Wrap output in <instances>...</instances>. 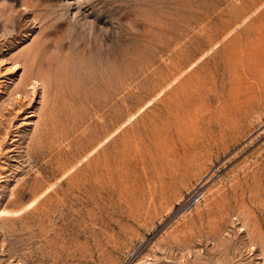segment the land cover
<instances>
[{
    "label": "rangeland",
    "instance_id": "374dc122",
    "mask_svg": "<svg viewBox=\"0 0 264 264\" xmlns=\"http://www.w3.org/2000/svg\"><path fill=\"white\" fill-rule=\"evenodd\" d=\"M263 77L264 0H0V264H264Z\"/></svg>",
    "mask_w": 264,
    "mask_h": 264
},
{
    "label": "bare ground",
    "instance_id": "6f19581e",
    "mask_svg": "<svg viewBox=\"0 0 264 264\" xmlns=\"http://www.w3.org/2000/svg\"><path fill=\"white\" fill-rule=\"evenodd\" d=\"M76 64H77V63H76ZM262 72H263V71H262ZM259 73L261 74V72H259ZM260 74H259V75H260ZM252 75H253V72H252ZM256 75H257V77H258V73H257ZM254 76H255V75H254ZM261 76H262V75H261ZM261 76H259L258 78H257V77H254V78H255V79H256V78L259 79V78H261ZM263 78H264V77H263ZM34 79H35V78H34ZM261 79H262V78H261ZM261 79H260V81H261ZM262 83L264 84V81H262ZM36 84H37V83H36ZM254 84H255V83H254ZM255 85H256V84H255ZM257 86H258V83H257ZM245 88H246V87H245ZM260 88H261V87H260ZM251 89H252V90L254 89V91H255L254 94H255V96H256V89H258V88H257V87H253V88H250V90H251ZM250 90H249V91H250ZM258 90H259V89H258ZM261 90H262V88H261ZM261 90H260L259 92H261ZM263 90H264V89H263ZM244 91L247 92L246 90H244ZM240 92H241V91H239V94H240ZM242 92H243V90H242ZM251 92H253V91H251ZM262 93H263V92H262ZM236 94H237V93H236ZM236 94H235V97L238 98L239 95L237 96ZM245 94H246V93H245ZM245 94H243V95L246 96ZM251 94H252V93H251ZM254 94H253V95H254ZM247 95H250L249 92H248ZM257 95H258V94H257ZM241 96H242V95H241ZM241 96H240V97H241ZM248 97H249V96H248ZM250 97H251V96H250ZM242 98H244V97H242ZM251 98H252V97H251ZM263 98H264V97H263ZM234 100H236V98H234ZM243 100H244V99H243ZM246 100H247V99H246ZM246 100H244V102H245ZM247 101H248V100H247ZM263 101H264V99H263ZM239 102H240V101H239ZM250 102H251V101H250ZM234 103H235V102H234ZM240 103H241V102H240ZM240 103H239V104H240ZM237 104H238V102H237ZM239 104H238V105H239ZM235 105H236V103H235ZM241 105H242V103H241ZM260 105H261V104H260ZM260 105H259V106H260ZM236 106H237V105H236ZM239 106H240V105H239ZM239 106H238V110H240V109H239ZM242 107H243V105H242ZM242 107H240V108H242ZM235 110H236V109H235ZM241 111H242V109H241ZM237 113H238V112H237ZM19 211H20V210H19Z\"/></svg>",
    "mask_w": 264,
    "mask_h": 264
}]
</instances>
